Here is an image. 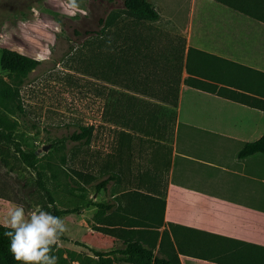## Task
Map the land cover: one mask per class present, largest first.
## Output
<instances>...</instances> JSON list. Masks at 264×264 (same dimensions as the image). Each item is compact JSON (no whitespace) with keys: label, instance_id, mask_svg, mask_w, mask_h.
Listing matches in <instances>:
<instances>
[{"label":"crops","instance_id":"0c3cea01","mask_svg":"<svg viewBox=\"0 0 264 264\" xmlns=\"http://www.w3.org/2000/svg\"><path fill=\"white\" fill-rule=\"evenodd\" d=\"M150 1L160 13L151 23L182 37V47L157 52L130 30L125 41L138 65L114 73L116 165L98 194L112 207L66 212L60 247L72 264H99L94 251L135 264L127 260L132 243L174 264H264V153L239 156L264 134V20L217 0ZM215 56L248 88L201 68Z\"/></svg>","mask_w":264,"mask_h":264},{"label":"rangeland","instance_id":"374dc122","mask_svg":"<svg viewBox=\"0 0 264 264\" xmlns=\"http://www.w3.org/2000/svg\"><path fill=\"white\" fill-rule=\"evenodd\" d=\"M65 3L66 0H0V79L11 82L1 66L4 47L41 60L17 96L25 113L12 115L9 105L1 99L0 112L16 121L15 137L25 150L40 151L39 167L56 206L80 212L88 201L103 202L98 194L104 191H96V184L115 171L114 73L120 63L126 71L138 65L124 37H130V29H138V37H150L157 52L181 49L183 38L149 21L137 22L125 13L123 0H78L75 15L68 14ZM185 14L181 11L179 17ZM102 17H109L111 25L100 34H85L86 29H103L99 26ZM76 29L81 33L77 34ZM119 37H123L121 44ZM119 45L124 53H119ZM119 54L123 57L119 58ZM146 61L147 66L154 65L150 59ZM80 125L95 127L89 144L71 139ZM0 155L8 162H0V222L4 223L16 206L25 204L26 211L36 206L44 208L36 172L11 146L0 144ZM111 184L112 180L107 187ZM60 217L65 220V213ZM61 247L58 264L63 259L70 260L65 257L69 248Z\"/></svg>","mask_w":264,"mask_h":264},{"label":"trees","instance_id":"16d2710c","mask_svg":"<svg viewBox=\"0 0 264 264\" xmlns=\"http://www.w3.org/2000/svg\"><path fill=\"white\" fill-rule=\"evenodd\" d=\"M110 2L111 0H105ZM219 2L225 3L241 12H244L250 16L256 17L258 19L264 20V0H217ZM124 11L129 16L135 17L137 22L140 21H156L160 18V13L156 9L154 3L150 0H123ZM108 9H106L107 13ZM111 25V19L109 17H102L100 18L99 26H103L101 30H91L86 29L85 34H100L103 32L107 26ZM133 33H136V29H130ZM129 30V33H130ZM77 34L81 32L79 30H75ZM123 37H120V39ZM126 40L128 37H124ZM143 40L142 43L145 45L148 41L147 37H134V39ZM136 41V40H135ZM134 41V42H135ZM150 41V40H149ZM148 45V44H147ZM193 48L189 49L188 59H187V70L191 73V51ZM124 48L121 47V53H124ZM123 57V54L120 55V58ZM215 60H210L205 63L201 68L207 69L208 74L211 77L216 78V80H220L221 82H228V84H234L239 88H248L246 83L243 81L242 74L240 72H235L229 70L224 66V62H229L226 59L214 57ZM172 59H168L171 61ZM179 60V59H178ZM221 61L220 63L217 61ZM151 62V60H150ZM41 63V60L32 57L26 53H23L19 50L4 47L2 49L1 54V66L5 69L9 77L11 79L10 83L3 81L0 79V99L1 101L7 103L9 105L8 110L12 115L19 113L24 114L25 109L22 103L18 99V94L20 91L21 86L24 84L25 80L29 76V74L36 69ZM207 64H209L207 66ZM236 64V63H235ZM176 64L173 63V66ZM180 65V63H179ZM241 66L239 64H236ZM117 66V65H116ZM121 67V63L118 65ZM122 68V67H121ZM201 73V72H200ZM206 74V72H204ZM207 74V75H208ZM180 78V76H179ZM188 84L194 86H206V88H210L212 91L217 90V85L212 83H207L202 81L201 79L189 77L187 80ZM264 85V81L262 82ZM226 90L225 87L220 89V92L223 93ZM228 90V89H227ZM233 97L236 100H240L239 96H242V93L239 91H232ZM240 96V97H241ZM264 109V102L261 105ZM94 125H80L79 129L76 130L72 135L71 139L77 141L79 144H89L91 138L94 133ZM15 130H16V121H12V119L8 116H4L0 112V144H5L7 146L13 147L15 153L18 157L27 164L31 169L36 172L37 175V186L41 190L43 197H44V210L51 212L54 215L61 216L62 214L66 213L67 211L63 209H59L56 206L55 197L46 184L44 179V173L39 167V160L40 157L37 155V151H27L23 148L21 143L15 137ZM255 153H264V134L257 140L248 142L244 145V147L239 152L240 157L249 156ZM3 161L6 164L8 163L6 159L2 158L0 155V162ZM113 175H109L108 178L101 180L96 184V191H100L102 189H106L108 183L113 180ZM135 193H138L135 191ZM23 204L22 202H19ZM87 206L93 205L94 207H98L99 210L110 209L112 205H109L104 202L96 203L94 201H88L86 203ZM25 206V204H23ZM75 211L79 212V209H75ZM97 228V227H95ZM6 229L3 227V224L0 223V264H18V262L14 259L11 251H10V241L9 239L4 236V232ZM64 239V236L61 238ZM96 255L99 256V264H113L111 259H107L104 256L106 253H99L94 251ZM129 257L127 260L135 263V264H174L172 260L162 258L159 256H155L151 249H146L142 245L138 243H132L129 245L127 251ZM54 255H59V247L55 249L53 252ZM62 264H72V259L67 260L63 259Z\"/></svg>","mask_w":264,"mask_h":264},{"label":"clouds","instance_id":"9594fccd","mask_svg":"<svg viewBox=\"0 0 264 264\" xmlns=\"http://www.w3.org/2000/svg\"><path fill=\"white\" fill-rule=\"evenodd\" d=\"M64 8L69 15H75L79 10L78 0H66ZM3 227L18 264H58V257L53 252L69 231L63 218L40 206L26 211L21 205L8 212Z\"/></svg>","mask_w":264,"mask_h":264},{"label":"water","instance_id":"95a60500","mask_svg":"<svg viewBox=\"0 0 264 264\" xmlns=\"http://www.w3.org/2000/svg\"><path fill=\"white\" fill-rule=\"evenodd\" d=\"M43 149H44V150H47V149H48V146H45ZM38 153H40V151H37V154H38Z\"/></svg>","mask_w":264,"mask_h":264}]
</instances>
